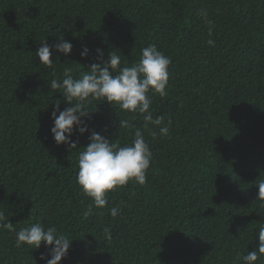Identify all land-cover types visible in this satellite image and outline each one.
<instances>
[{"label": "trees", "instance_id": "16d2710c", "mask_svg": "<svg viewBox=\"0 0 264 264\" xmlns=\"http://www.w3.org/2000/svg\"><path fill=\"white\" fill-rule=\"evenodd\" d=\"M60 35L70 55L53 51V66L41 65L40 43ZM148 45L172 61L167 95L148 94L153 117L171 120L169 135L96 100L89 132L71 137L77 149L58 146L54 104L71 105L51 79L66 66L79 78L100 62L97 49L130 66ZM137 129L152 152L146 183L117 187L85 217L92 202L76 180L79 151L93 130L124 146ZM262 179L264 0H0V212L12 224L0 228V264H46L43 244L16 247V232L37 222L73 241L60 264H243L264 226Z\"/></svg>", "mask_w": 264, "mask_h": 264}, {"label": "clouds", "instance_id": "9594fccd", "mask_svg": "<svg viewBox=\"0 0 264 264\" xmlns=\"http://www.w3.org/2000/svg\"><path fill=\"white\" fill-rule=\"evenodd\" d=\"M206 15L204 13L205 17ZM208 43L215 46L212 40ZM40 45L35 57L39 59L41 65L49 68L54 64L51 58L53 51L68 56L73 47L63 35L51 45L46 39ZM117 52L119 51L109 52L105 61L103 52L97 49V58L100 62L92 63L79 78L74 79L73 69L67 66L63 69L62 77H56L53 72L52 75L56 78L49 82L50 89L61 91L62 96L71 105L61 111L60 102L54 104L51 134L58 146L68 145L70 149H77V143L71 140V137L74 130L80 135L89 132L86 121L93 112L89 111L88 105L96 100L106 101L127 113L140 114L144 120V128L154 125L159 128L160 136L169 135L171 120L165 123L163 116L153 117L150 111L152 100L148 94L153 91L161 98L167 95L171 58L159 51L155 45H148L141 49V56L137 62L122 67L121 54ZM80 55L81 59H87L89 49L84 47ZM129 126L128 120H119V128ZM151 135L155 138L157 133L153 131ZM81 149L78 155L76 180L83 194L92 202L83 213L85 217L92 214L93 205L96 208H104L108 204L107 194L117 187L126 186L129 182L140 186L146 183V173L152 163V152L142 130L137 129L132 142L124 146L110 142L109 138L93 130L89 135L88 145ZM256 188L258 189L256 200L261 201L260 207L264 208V179L259 180ZM120 211V208L112 207L110 214L116 217ZM261 224L264 225V222ZM0 228L12 229V224L3 212H0ZM103 231L105 238L110 239V229L105 228ZM255 239L257 243L253 250H246V254L240 257L243 264H256V261L264 256V226L259 227ZM72 242L55 227L45 228L38 222L16 232V247L26 245L39 250L43 244L49 249L47 255L40 256V260L46 261V264H60L61 260L67 257Z\"/></svg>", "mask_w": 264, "mask_h": 264}]
</instances>
